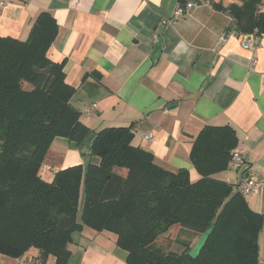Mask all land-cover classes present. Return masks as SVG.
<instances>
[{
	"label": "trees",
	"instance_id": "16d2710c",
	"mask_svg": "<svg viewBox=\"0 0 264 264\" xmlns=\"http://www.w3.org/2000/svg\"><path fill=\"white\" fill-rule=\"evenodd\" d=\"M213 6L229 13L236 35H264V0ZM55 21L44 12L27 40L0 36V254L69 264L74 234L89 228L115 235L128 264H264V215L249 207L239 184L215 177L229 170L238 147L229 126H206L193 139L196 182L187 170L157 165L151 152L133 145L128 127L95 133L90 155L98 164L69 166L52 182L42 178L55 139H69L82 151L94 135L71 103L76 89L67 82L65 62L49 57L59 36ZM176 226L180 233L172 239ZM208 231L192 257L196 238ZM33 249L38 256L27 258Z\"/></svg>",
	"mask_w": 264,
	"mask_h": 264
},
{
	"label": "crops",
	"instance_id": "0c3cea01",
	"mask_svg": "<svg viewBox=\"0 0 264 264\" xmlns=\"http://www.w3.org/2000/svg\"><path fill=\"white\" fill-rule=\"evenodd\" d=\"M10 1L0 7V36L25 41L41 13L56 20L59 36L49 57L65 62L67 82L76 89L71 103L94 133L82 151L69 139H55L41 171L45 181L69 166L98 164L90 155L95 133L128 127L133 145L151 152L157 165L187 170L196 182L201 177L190 160L193 139L206 126H229L246 167L231 164L215 177L237 185L246 170L252 173L262 185L246 201L264 215V35L256 50L243 48L232 17L213 6L231 0ZM187 3L196 5L176 16ZM148 133L152 141L144 139ZM180 229L171 230L172 239ZM261 241L263 234V258ZM69 249V264H128L127 252L109 232L85 228ZM21 262L0 254V264Z\"/></svg>",
	"mask_w": 264,
	"mask_h": 264
},
{
	"label": "built area",
	"instance_id": "2783aa9c",
	"mask_svg": "<svg viewBox=\"0 0 264 264\" xmlns=\"http://www.w3.org/2000/svg\"><path fill=\"white\" fill-rule=\"evenodd\" d=\"M12 3L13 2L10 0H0V7L1 8L8 7ZM195 5H196L195 3H187L185 7L179 6L175 12L176 16L181 17L187 15L191 11V9L194 8ZM0 14H1V10H0ZM228 36H234V34L230 33L228 34ZM240 37L242 39L241 41L243 48L249 51L256 50L261 43L260 40L261 35L258 34L257 30H255L253 33L250 34H241ZM226 40H227V36L221 38L222 43H224ZM144 139H146L147 141H152L153 135L151 133H148L144 135ZM242 157L243 156L239 151L237 150L233 151L231 162H232V166L237 170H241L242 168L246 167L245 159ZM261 185H262L261 181H258V179L252 173H243L241 176L238 189L244 195V197H246L252 195L258 189H260ZM21 264H34V263L21 262ZM47 264H54V263H47Z\"/></svg>",
	"mask_w": 264,
	"mask_h": 264
},
{
	"label": "water",
	"instance_id": "95a60500",
	"mask_svg": "<svg viewBox=\"0 0 264 264\" xmlns=\"http://www.w3.org/2000/svg\"><path fill=\"white\" fill-rule=\"evenodd\" d=\"M210 233H211V231H208L205 235H203V237H201L199 239L195 248L193 250H191L190 254L192 257H197L201 253V251H202V249H203V247H204V245L208 239L207 237H209Z\"/></svg>",
	"mask_w": 264,
	"mask_h": 264
},
{
	"label": "rangeland",
	"instance_id": "374dc122",
	"mask_svg": "<svg viewBox=\"0 0 264 264\" xmlns=\"http://www.w3.org/2000/svg\"><path fill=\"white\" fill-rule=\"evenodd\" d=\"M78 233H79V232H76V233L74 234V236L76 237V236L78 235ZM261 244H262V246H263V241H261Z\"/></svg>",
	"mask_w": 264,
	"mask_h": 264
}]
</instances>
